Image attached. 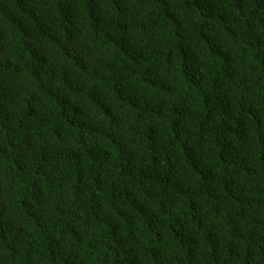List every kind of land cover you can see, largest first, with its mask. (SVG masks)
I'll list each match as a JSON object with an SVG mask.
<instances>
[{"label":"trees","instance_id":"trees-1","mask_svg":"<svg viewBox=\"0 0 264 264\" xmlns=\"http://www.w3.org/2000/svg\"><path fill=\"white\" fill-rule=\"evenodd\" d=\"M0 264H264V0H0Z\"/></svg>","mask_w":264,"mask_h":264}]
</instances>
